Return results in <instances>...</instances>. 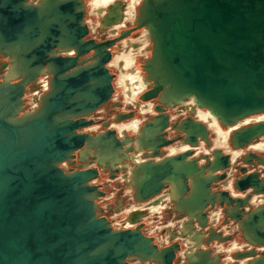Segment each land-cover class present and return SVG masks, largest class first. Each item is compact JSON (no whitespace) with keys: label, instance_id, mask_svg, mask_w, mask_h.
Segmentation results:
<instances>
[{"label":"water","instance_id":"water-1","mask_svg":"<svg viewBox=\"0 0 264 264\" xmlns=\"http://www.w3.org/2000/svg\"><path fill=\"white\" fill-rule=\"evenodd\" d=\"M41 2L38 6L28 0H12L5 12L12 24H6L0 14V46L25 44L21 57L30 61L36 76L56 58L53 52L59 50V40L69 41L76 54L57 56L64 69L52 72L44 102L25 120L19 113L25 88L33 81L23 85V78H17L0 87V264H126L130 254L147 256L156 250L152 238L141 234V225L116 231L97 216L94 200L101 194L88 185L98 176L96 168L67 172L59 164L71 161L74 153L92 142V135L77 130L91 126L93 122L85 118L110 100L114 76L105 67L110 60L108 48L131 30L101 43L85 40L88 30L82 22V1ZM5 5L7 0H0V9ZM54 8L65 10L67 18L55 17ZM139 9L134 29L146 27L151 35L150 58L142 69L153 81L140 99L154 98L163 87L171 95L177 87L178 96L194 97L223 125L264 112V0H143ZM90 53L91 57L78 61L79 56ZM2 54L6 59L7 53ZM8 95L18 103H11ZM155 110L167 128L161 105ZM186 121L196 132L187 134L185 141L196 145L195 135L205 138L207 132L195 120ZM241 132L250 141L264 134V123ZM104 135L122 144L114 131ZM166 135H159L162 146L172 143ZM221 159L223 170L227 169L228 156ZM190 163L198 168L194 161ZM151 169L153 174L159 170ZM256 176H245L234 185L264 190L263 181ZM256 210L249 216H264V207ZM237 213L241 219L244 211ZM166 249L170 253L167 264H171L178 246Z\"/></svg>","mask_w":264,"mask_h":264},{"label":"bare ground","instance_id":"bare-ground-1","mask_svg":"<svg viewBox=\"0 0 264 264\" xmlns=\"http://www.w3.org/2000/svg\"><path fill=\"white\" fill-rule=\"evenodd\" d=\"M116 1L118 2V0H91L89 3L91 8L90 13H94V15L99 14L101 15L100 17H102L106 14V8ZM129 1L130 3H128L124 14L121 13V9L118 7H113L108 17L105 19L104 24H119L118 26H113L114 29H112V32L113 30H115V32L118 31L128 23L136 25L139 21V8L143 0ZM10 4L12 6V0H7V5L0 9V14L6 20V24H12L10 15H8V12L5 13ZM31 4L41 6L42 2L41 0H37L36 3L31 2ZM82 8L84 12L82 22L86 24L87 8L84 0H82ZM54 9L55 17L59 16L61 20L67 18V16H64L68 15L64 13L65 10L63 11L61 8L60 11L56 10V8ZM86 27L89 36L90 29L93 30L96 26L89 28L87 23ZM140 30L143 31V35L139 39L141 49H135V47L130 46V44H134L132 43L133 41H124L130 38L132 34L129 37L122 36V38L118 40V42L122 39L124 41L123 44L121 43V54L119 53V55L113 57V47L117 45V42H115L113 46L108 48L110 60L105 67L108 68L113 66L120 74L117 82L114 81V79L111 81L113 92L116 86L118 88L120 87L123 90L124 103L133 105L135 108L139 109L140 115L146 118L136 121L134 119L138 114L132 113L131 117L123 119L124 121H121V123H113L108 127H110V131H114V137L122 142L120 146L114 142L111 136L104 135L105 132H108V130L105 129L102 133L98 132L97 135H92V142L88 141L80 151L74 153L76 154L74 159L79 157L80 161L83 163L91 159L93 164L98 167V169L96 168L98 177L100 175V170H109L112 172V176L120 172L124 174L122 181L127 184L129 189L126 195L131 197L133 203L127 210L131 215L129 219L126 220L125 230L133 229L138 224L137 222L141 219L142 215L136 212L135 209L143 207H147L152 214L161 213L164 209L166 210V208L171 207L177 214L185 217L180 225L179 234L177 235L183 241V246L179 242H176L178 250L174 251L175 257L171 264H222L221 254L232 255L234 251L240 252L243 249L244 252L238 253L236 257H242L244 253L250 251L253 255L251 254L252 256H249V258L245 255L244 257L246 258L242 260V264H264V260L261 258L262 255H264V234L262 233L264 230V216H259V214H257L256 218L254 216L253 218L249 216L251 211L255 209L259 211L264 207V190L261 187L256 191L251 185L247 187L238 185L236 187L233 178L227 179L228 176L232 175L234 165L238 159L243 157L247 162H251L252 159L250 155L246 154L247 151L264 152V134L254 137L249 141L244 140L243 132H241L242 129L250 125L264 123V112L242 116L231 125H223L208 109L201 108L194 97L178 96L176 94L178 93L177 91H179L177 87L174 89V94L171 95L168 94V90L165 92L166 87H163L154 98H138L140 93H144L145 90L153 84L149 73L145 72L143 69L142 73L136 67V59L139 53L141 55V50H146L145 56H147V60L150 58V54L148 55L147 50H151L150 47L152 45V38L149 30L146 27ZM59 42L61 44L58 47L59 50L53 52L56 58L50 61L45 69H40V74H38V76H36L35 71L30 70V61L25 62L21 57V45L25 44L16 43L15 45L17 46L4 49L0 46V87L15 82L17 78H23V85L29 81H33L25 88L23 99H25L26 102L28 89L37 86V88L33 89L35 91L32 97L35 101L31 103V108H29L30 105H26L22 99L23 105L22 107L20 106L21 112L19 113V115L22 116L20 118L21 120L33 116L44 102V97L50 89L52 72L55 71L57 73L59 72L57 70H60V68L61 70L64 69L57 56L72 57L76 54V50L70 48L69 45L71 43L69 44V41L64 42L59 40ZM3 52L7 53L6 59L3 58ZM89 55H92V53ZM89 55L79 56L78 61L82 60V58H88ZM145 63L148 64L147 61ZM41 76L42 78L39 79ZM160 83H162V81H160ZM113 96L114 93L110 98L111 100ZM9 101H11L10 97ZM155 101L161 105L162 112L167 115V128L163 127V119L159 116L158 110H155ZM13 102L17 104L18 100L11 101V103ZM23 106L26 108H23ZM16 108L18 110L19 106ZM166 108H184L183 111L190 113V119L204 126L207 132L206 137L204 138L201 134L197 133L195 135L197 140L196 145L189 144L185 140L187 134L189 135L191 132H196L193 124H190L186 119L182 120L180 123H173V119L170 121V115L165 111ZM91 115L92 114H89V117ZM128 116L129 115L123 117ZM85 119H88V116ZM146 119L151 120L144 126ZM170 126H172V130L175 129V131L181 132V134L178 135L184 139V141H177L168 147L162 146L159 135L162 132L167 133ZM98 128V126H92L90 128L77 130V132H96ZM239 131L240 134L238 133ZM126 132L134 133L135 138H128ZM210 137L214 140L213 145L209 140ZM164 138L169 139L170 136L167 138L164 136ZM204 145L208 147L213 146V148L206 151ZM202 153H208L209 155ZM224 155H228V167L227 170L225 169L226 180L218 184L222 186L227 193H214L212 192V186L217 183L218 174L223 170L221 156ZM71 161L66 162L68 164L75 163ZM190 161H194L198 168L195 169ZM66 162H64L61 167L66 166ZM149 162L152 165H150ZM205 164H208V166L201 169L202 165ZM152 167L159 168L156 174L151 173ZM244 171L245 170H243V172ZM258 179H260V177ZM237 189L239 192L236 191ZM209 193H214V195L209 196ZM247 195L249 196L248 198H246ZM94 203L96 208H98L97 202L94 201ZM209 209L212 210V213L208 217L206 210ZM239 209H243L244 211L241 219H238L239 216L237 211ZM220 213L225 215L226 224H231L230 221L236 222V234L242 236L244 243L239 245V241L233 237H229L232 240L231 242L225 243L223 240L225 235L222 232L207 226L208 221H216ZM252 219H254V222L251 223ZM111 228L114 229L112 226ZM140 232L144 235L142 229ZM174 236L176 235L172 232H168V238H173ZM168 238L165 240V245L163 243L161 244L164 246L168 245L170 243L168 242ZM151 244L155 245L156 250H152L149 255L140 256L137 254H130L128 257H125V261L131 260L133 264L139 262L140 264H145V262L148 264H167V256L170 254L169 250L166 248L160 249L163 246L155 244L154 239ZM211 244H215V253L210 249ZM224 245L229 246V248L224 249ZM256 246L259 252H261L260 256L252 249ZM231 260L232 258L230 259L227 257L225 261L229 262Z\"/></svg>","mask_w":264,"mask_h":264},{"label":"rangeland","instance_id":"rangeland-1","mask_svg":"<svg viewBox=\"0 0 264 264\" xmlns=\"http://www.w3.org/2000/svg\"><path fill=\"white\" fill-rule=\"evenodd\" d=\"M36 1L37 0H28V3H31V2L36 3ZM80 1H82V0H80ZM84 1L86 3V8H87L86 19H85L86 21L85 22H86V24L88 23L89 28H92V26H96L93 28V30L90 29V35L89 36L87 35L85 40H94V41H97V43H101V42H105L107 40L115 39L123 31L126 32V31L131 30V32L128 34V37L131 34L132 35L130 36V38L126 37L128 39L124 38V39H126L124 41H133L132 43H134V44H130V46L135 47V49H141V45H140L141 43H140L139 39L143 35L142 34L143 31L140 29H134L136 26L135 24H133V23L129 24L128 23L127 25H125L126 27L125 26L121 27L116 32H115V30H113V32H112V29H114V27L116 25L118 26L119 25L118 23L104 24L105 19L108 17L110 10L113 7H118L119 9H121V13L124 14L126 9H127L128 3H130L129 0H127V1L118 0V2L116 1L112 4H110L108 6L109 8L108 7L106 8V14H104L102 17H100L101 15H99V14L94 15V13H92V14L90 13L91 8L89 6V3L91 2V0H84ZM96 24H98V25H96ZM97 27H98V29H97ZM124 41H123V39L120 40L119 42L116 41L117 45L115 47H113L114 48L113 49V57H116V55H119V53L121 54V52H122L121 46H122ZM139 46H140V48H139ZM147 52L149 55L151 53V50H147ZM145 53H146V50H144V49L141 50V55L139 53V55L137 56V59H136L137 60L136 61V67L142 73H143L142 65L144 64V62L147 61V56H145ZM89 56L91 57L92 55H89ZM107 69L109 70V73L114 76L113 77L114 81L117 82L118 77L120 75L118 70L115 69L113 66H110ZM41 78H42V76L39 79H41ZM116 85H117V83H116ZM35 88H37V86ZM35 88L30 87V89H28V92L26 94V102H25V99H23L26 105H28V106L30 105L29 108L32 107L31 103L33 101H35L32 97V95L34 94V91H35L33 89H35ZM149 89H150V86L147 88V90H149ZM147 90H145V91H147ZM113 93H114V96H113L112 100L110 99L109 101H107L106 104L101 106L98 110L94 111L92 113V115L90 117L88 116V119H86L88 121L93 122V124L91 126H88L87 128H90L92 126H98L99 127L96 130V132H88L90 135L95 136L98 134V132L99 133L104 132L105 129L110 131V129H109L110 127H108V126L112 125L113 123L114 124L121 123V121H124L123 119L131 117L132 113H134L136 115L138 114V116L134 119L136 121L143 120L146 118V117L143 118L144 116L140 115L139 109L135 108L133 105L124 103L125 100H124V96H123V90L120 87L118 88L116 86ZM140 94H139L138 98H140V96L143 93L141 95ZM155 102H156L155 104L157 107L159 104L157 101H155ZM23 108H26V107L23 106ZM183 109L184 108H181V109L180 108H178V109H176V108L175 109H172V108L167 109L166 108L165 111H166V113H168L170 115V121H171V119H173L172 120L173 123L174 122L180 123L182 120H185V119L191 117L190 113L183 111ZM158 114H160V113L158 112ZM127 115H129V116L128 117H122V116H127ZM151 119H152V117H151ZM150 120L146 119V122H149ZM171 127L172 126H170V129L166 133L167 135L165 137L167 138L168 136H170V138L167 140H171L172 141L171 144H174L177 141L179 142L181 140L178 138L179 137L178 134H181V132H177V131H175V129L172 130ZM225 131H226V129H225ZM83 133H86V132H83ZM126 136L128 138H135V134L132 132H126ZM209 140H210L211 144L213 145V141H214L213 138L210 137ZM181 142H182V140H181ZM171 144H168L165 146L168 147V146H171ZM204 147H205L206 151H209L213 148V146L208 147L206 145H204ZM224 153H225V151H224ZM202 154L209 155L208 153H202ZM246 154L250 155V158L252 159L251 162H247L245 160V158H243V157L238 159L234 165L232 175L228 176L227 179L233 178L234 184H235L237 181L241 180L245 176H252V175L256 174L257 175L256 178L258 179L260 177V179H258V180L263 181V184H264V152H257V151L248 152L247 151ZM75 156H76V154H75ZM226 156H228V155H226ZM64 162H66V161H64ZM64 162L60 163L59 166L62 170L67 171V172L84 170L82 168L90 169V167L98 169V167L93 164L91 159L88 162L83 163L82 161L78 160V157H76V159L73 160V162H75V163L68 164L66 162L67 163L66 166L61 167V165ZM205 165H208V164H205ZM202 166H204V165H202ZM243 170H245V171L243 172ZM225 172H226L225 169L221 170L219 172V174H218L219 179L216 181L217 183H215L212 186V190H213L212 192L222 193V194L225 192L227 193V191H224L223 187L219 186V184H218V183H222L223 181L226 180L225 179V177H226ZM111 173L112 172H110L109 170H107V171L100 170L99 177L97 176L96 178L91 180L89 182L90 183L89 185L96 187L97 191L101 194V195H98L96 197V199L94 200L97 202V205H98V208H96L97 216L105 218L109 222V224H111V226L114 228L113 230L120 231V230H125L124 227L126 225V220H128L130 215H131V213H129L127 210H128V208H130L131 205H133V203H132L131 197L126 195V193L128 192L129 189H128L127 184L122 181V179L124 178V174L122 172H120V173H115V175L112 176ZM250 178H252V177H250ZM236 191L239 192L238 189ZM248 195L246 196V198L249 197ZM143 204H145V203H143ZM138 205H141V204H138ZM211 209L206 210V214L208 217L212 213ZM135 211L142 215L141 219L137 222L138 223L137 225H141L140 230L141 229L143 230L145 237L152 238V240L154 239L155 244H157L159 246H163L160 249L173 246L174 244H176V242H179L183 246V243H182L183 241L180 239V237L177 236L179 234V231H180V225L183 222V220L185 219V217H183V215L177 214L171 207L166 208V210L164 209L163 211H161V213H157V214L156 213L152 214L147 207L135 209ZM229 221H230V219H229ZM226 223L227 222H226L225 215L223 213H220L219 218L216 221L215 220H209L207 223V226L214 228L215 230H218L219 232H222L225 236H228V237L224 236L223 240L225 241V243H229L232 241L229 237H233L234 239L239 241V243H238L239 245L244 243L242 236L236 234V229H235L236 222L230 221L231 224H226ZM136 226L133 229H127V230H134L136 228ZM168 232H172L176 236H174L173 238H168ZM166 238H168V242H170V243L168 245L164 246ZM161 243H163L164 245ZM214 245L211 244V246H210V249H212L213 253H215V251H216L214 248L215 247ZM223 248L228 249L229 246L224 245ZM248 249H250V248H248ZM252 249L255 250L256 253L259 254V256H260L261 252H259V249L257 246L253 247ZM257 250H258V252H257ZM242 252H244V249L240 252L234 251L232 253V255L221 254L222 255L221 263L222 264H242V260H244V258H246V257H240V256L236 257V255L238 253H242ZM227 257H229L230 259L232 258V260L229 262H226L225 260H227ZM126 264H133V263L131 260H129V261H127ZM137 264H140V263H137ZM145 264H148V263L145 262Z\"/></svg>","mask_w":264,"mask_h":264},{"label":"flooded vegetation","instance_id":"flooded-vegetation-1","mask_svg":"<svg viewBox=\"0 0 264 264\" xmlns=\"http://www.w3.org/2000/svg\"><path fill=\"white\" fill-rule=\"evenodd\" d=\"M123 117V116H122ZM140 263V262H139Z\"/></svg>","mask_w":264,"mask_h":264}]
</instances>
